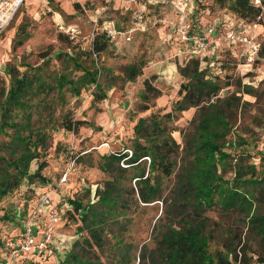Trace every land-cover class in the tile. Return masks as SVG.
I'll list each match as a JSON object with an SVG mask.
<instances>
[{
	"label": "rangeland",
	"instance_id": "obj_1",
	"mask_svg": "<svg viewBox=\"0 0 264 264\" xmlns=\"http://www.w3.org/2000/svg\"><path fill=\"white\" fill-rule=\"evenodd\" d=\"M65 2L68 3L67 7L64 6ZM74 2L80 4L78 9L74 7ZM121 4V0H24L0 34V98L9 86V67L30 75L33 83L26 99L30 112L28 121L31 127L41 130L45 137L43 141L34 142L41 155L30 162V173L33 174L42 159L47 161L41 170L45 181L39 180L37 176L25 178L16 192L2 199V226L12 219L11 213L6 210L11 208L13 200L16 198L27 202L34 199L32 186L41 183L55 186L71 155L78 154V158L57 195L62 193L66 204L70 198L83 203L95 199L92 197L94 190L102 188L104 181L112 178L110 173L99 168L107 149L98 146L108 142L113 151L131 148L133 126L141 116L155 114L157 119H162L181 147L194 134L195 124L202 114H205L204 117L212 114L228 120L224 150L231 155L238 152L249 154L248 160L258 164L259 169H264V6L261 16L251 22V25L254 24L251 29L259 43L256 58L248 62L239 46L228 48L223 45L222 49L218 48L213 55V59L218 62L216 66L220 68L221 88L216 97L202 104L204 112L202 108L192 106L175 112L173 105L183 95V91L179 92L180 84L186 78L178 71V66H182L185 61L180 63L178 52L182 46L171 24L176 18L174 8L170 2L148 0H137L128 7H122ZM194 6V15L190 19L200 26L232 19L226 9L212 4L211 0H195ZM59 24L75 26L76 37L59 39V34L64 32L60 30ZM109 28L115 32L113 36H108L107 48L99 54H92L94 66L99 68L97 79L103 93H99L93 85H86L81 86L77 95L66 84L62 89L63 94L59 95L56 79L61 71L68 72L71 78L80 75V71L71 64L65 66L67 55L64 54L73 56V51L78 48L87 50L96 32ZM216 28L220 30L218 26ZM125 32L131 35L130 40H125ZM20 38L23 40L17 44ZM59 52L62 54L57 56ZM140 60L144 62L142 74L134 80H126V66ZM145 79L160 90L159 95L150 93L148 98L142 97ZM96 94H103L104 98L96 99ZM143 106H147V109L143 110ZM168 112L170 117L165 116ZM23 116L20 113L15 120L27 121ZM65 120L69 123L75 120L86 122L73 132L62 127ZM12 133L11 125L0 129V155L6 158L19 151L17 142L13 141L16 137H11ZM240 138L243 141L239 143ZM219 141L223 142L222 139ZM180 155L176 172L183 170L186 161L191 158L185 156L184 151ZM147 163H144L146 170ZM119 166L122 167L120 162ZM231 170L228 167L223 173L225 179L233 177ZM135 171L137 169L132 168L125 173L124 178L120 176L127 198L136 196ZM218 172L222 174L220 166ZM176 184L174 175L163 177L160 184L161 200L144 204L135 199L127 214L119 216L121 223L111 225L113 232L123 238L119 250L114 248L113 239H109L102 249L88 247L82 238L86 234H76L79 222L70 216L62 218L54 245L44 253L51 256L45 264H55L70 252L87 257L91 263L119 264L118 259L124 253V264H137L139 257L138 264H152L148 260L158 255L157 245L162 234L169 226L179 227L183 224L187 212L191 210L186 208L180 213L183 201L179 198L174 200L172 192ZM256 190L257 187H248V191L253 194ZM203 215L207 216L205 228L211 234L209 249L212 252L224 250L226 238L234 234L241 238L246 236V218L242 215L221 212L219 205L203 212L200 219ZM2 226L0 231L4 228ZM75 242L78 243L76 246L73 245ZM255 246L264 252V246ZM251 261L254 264L255 256H251Z\"/></svg>",
	"mask_w": 264,
	"mask_h": 264
},
{
	"label": "trees",
	"instance_id": "obj_2",
	"mask_svg": "<svg viewBox=\"0 0 264 264\" xmlns=\"http://www.w3.org/2000/svg\"><path fill=\"white\" fill-rule=\"evenodd\" d=\"M194 1L188 0L190 5L187 9V19L197 30H205L211 26L217 27L222 23H228L235 28L239 24L241 27H247L261 16L262 6H264V0H211L212 4L226 9L232 19L230 21L223 19V21H217L210 26L203 27L190 19V16L194 15ZM74 7L78 9L80 4L74 2ZM171 24H174V20L171 21ZM62 33L59 34V39L62 37L70 38L66 32ZM22 40L23 38H20L17 44H20ZM108 44L107 32L97 31L87 50L78 48L73 51V56L64 54L67 55L65 66L71 64L73 68L80 71V75L71 78L68 72L61 71L56 79L59 95L63 94L62 89L66 84H69V89L77 95L80 93L81 86L86 85H93L97 91H100L99 93H103L97 79L99 68L94 66L92 54L103 52ZM228 48L233 47L228 46ZM60 54L62 53L59 52L57 56ZM213 55L180 54V63L185 62L182 66H178V71L186 78V81L180 84L179 92L183 91V95L173 105L175 112L183 111L191 106L202 108L204 112L205 108L202 104L207 99L216 97L221 88L220 68L216 66L218 62L213 59ZM143 66L144 62L141 60L128 64L124 70V78L134 80L142 74ZM212 68L215 72L210 71ZM7 71L10 80L9 86L0 98V129L5 125L13 127L14 133L11 137H16L13 141L17 142L19 151L10 155L9 158L0 155V202L11 192H16L25 178L37 176L39 180L45 181L41 170L47 165L46 159H42L37 164L33 174L29 171L30 162L41 155V152L37 150V144L34 142L43 141L45 138L41 130L31 127L28 121L30 112L27 110L28 100L26 99L29 90L32 89V79L27 71V74L25 72L20 73L11 67ZM150 93L157 96L160 94V90L149 83L148 79H145L141 95L146 99ZM96 95V99L104 98L103 94ZM142 109H147V106H143ZM18 112L19 114H17ZM20 113L24 115L23 118H27V121L15 120ZM154 115L141 116L134 124V136L131 148H129L131 155L125 159L126 166L120 167L119 162L128 155V152L122 150L105 151L107 154L102 155L99 168L110 173L112 178L105 180L102 188L94 190L92 197L95 199L83 203L79 199L70 198L66 204L62 193L57 195V204L64 209L62 218L70 216L79 222L76 234L79 236L86 234L82 238L88 247L95 246L97 249H102L109 239H113L114 248L119 250L123 238L113 232L111 225L121 223L118 220L119 216L127 214L128 208L132 206L135 199L144 204L161 200L162 189L160 184L162 178L174 175L177 184L172 189L173 199L179 198L183 201L180 204V213H183L186 208L191 210L187 212V219L183 224L179 227L169 226L162 234L157 245L158 255L151 257L148 263L252 264L251 256H255L254 264H264V252L255 246L256 244L259 247L264 246V169H259L258 164L248 160L249 154L238 152L231 155L224 150L227 137L225 129L229 126L228 120L214 117L212 114L204 117L205 114H202L200 120L195 124L194 134L187 139V144L181 147L166 129L164 121L157 119ZM165 116L170 117V112L166 113ZM85 122V120H75L69 123L65 120L62 127L75 132ZM219 139H222L223 142H220ZM242 141L243 139L240 138L238 142ZM182 151H184L185 156L191 158L186 161L183 170L176 172L175 167L178 163V157L181 158ZM75 156V159L78 158V154ZM233 160L234 162H232ZM146 162H148V170L144 165ZM219 166L222 174L218 172ZM228 167L232 168L231 171L233 172V177L230 180L223 176ZM132 168L137 169L134 172L137 191L135 198H127L124 195L120 176L122 175L124 178L125 173ZM249 186L257 187L254 194L248 191ZM45 187L46 185L43 183L32 186L34 199H29L26 202L18 201L15 198L11 208H7L6 211L11 213L12 219L8 220L3 225V230L0 231V260L5 258L3 248L5 237L22 230L31 206L35 203L38 193L45 190ZM131 191L133 193V188ZM214 205H219L221 212L244 216L247 227L244 238L234 234L226 238L225 249L216 252L209 249L211 234L206 232L205 228L207 216L203 215L202 219L199 217ZM2 218L0 217V220ZM62 218L61 220H63ZM77 244L75 242L73 245L76 246ZM125 257L124 253H121L118 263L124 264ZM50 259L51 256L48 257L47 254L33 255L22 264H45ZM140 259L139 257L138 263ZM55 264L101 263H91L87 257H81L70 252Z\"/></svg>",
	"mask_w": 264,
	"mask_h": 264
},
{
	"label": "built area",
	"instance_id": "obj_3",
	"mask_svg": "<svg viewBox=\"0 0 264 264\" xmlns=\"http://www.w3.org/2000/svg\"><path fill=\"white\" fill-rule=\"evenodd\" d=\"M104 2H115L117 0H101ZM119 1V0H118ZM128 3L137 0H123ZM162 3L170 2L174 8L176 18L173 24L174 33L182 48L178 54L188 53L190 55H212L223 45L242 48V53L248 62L254 60L258 54L259 43L251 28L253 25L237 28L228 23H222L220 30L216 27H208L205 30H197L187 19L188 0H157ZM24 0H0V34L7 28L16 11ZM60 30L69 34L71 38L77 35L75 26H63L59 24ZM218 31V32H217ZM108 36H113L114 29H106ZM125 40H130L131 35L125 32ZM75 146L73 145L72 148ZM110 149L108 142H102L98 148ZM123 152L128 155L120 160L122 166H126L125 159L131 155V150L125 148ZM76 157V156H75ZM75 157L71 155L64 169L60 173L55 186L47 185L46 189L38 193L35 203L31 206L22 230L11 236L5 237L3 248L5 258L0 264H22L33 255H43L47 249L54 245V237L57 233L59 223L64 214V209L57 204L55 197L59 189L67 181L68 175L74 169ZM146 159L148 157H145Z\"/></svg>",
	"mask_w": 264,
	"mask_h": 264
},
{
	"label": "crops",
	"instance_id": "obj_4",
	"mask_svg": "<svg viewBox=\"0 0 264 264\" xmlns=\"http://www.w3.org/2000/svg\"><path fill=\"white\" fill-rule=\"evenodd\" d=\"M121 1H122V4H121L122 7H124V5H126L127 7L131 5V3H128V2H126V1H123V0H121ZM148 1L157 2V0H148ZM115 2H117V1H115ZM66 3H67V2H66ZM119 3H120V2H119ZM64 6L67 7V6H68V3H67V4L64 3ZM174 20H175V19H174Z\"/></svg>",
	"mask_w": 264,
	"mask_h": 264
},
{
	"label": "bare ground",
	"instance_id": "obj_5",
	"mask_svg": "<svg viewBox=\"0 0 264 264\" xmlns=\"http://www.w3.org/2000/svg\"><path fill=\"white\" fill-rule=\"evenodd\" d=\"M65 4H67V3L65 2Z\"/></svg>",
	"mask_w": 264,
	"mask_h": 264
}]
</instances>
